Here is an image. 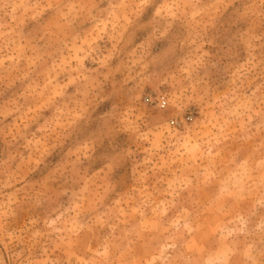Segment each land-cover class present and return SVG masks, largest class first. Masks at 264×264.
Instances as JSON below:
<instances>
[{
	"label": "rangeland",
	"instance_id": "obj_1",
	"mask_svg": "<svg viewBox=\"0 0 264 264\" xmlns=\"http://www.w3.org/2000/svg\"><path fill=\"white\" fill-rule=\"evenodd\" d=\"M0 264H264V0H0Z\"/></svg>",
	"mask_w": 264,
	"mask_h": 264
}]
</instances>
